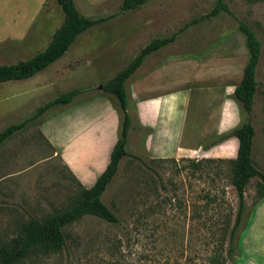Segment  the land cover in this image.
<instances>
[{"label": "rangeland", "instance_id": "obj_1", "mask_svg": "<svg viewBox=\"0 0 264 264\" xmlns=\"http://www.w3.org/2000/svg\"><path fill=\"white\" fill-rule=\"evenodd\" d=\"M121 1L74 0V3L82 15L96 18L117 12ZM215 1L152 0L91 27L76 38L60 60L66 67H76L77 72L66 74L69 77L49 89L46 98L78 87L91 96H106L100 86L114 71L124 68L151 40L167 37L184 24L207 14ZM45 2L52 6L45 7L43 15L37 14L45 20L43 31L44 41H47L62 23L63 12L55 0ZM225 2L229 13L220 12L179 32L174 42L152 54L149 63L155 66L171 56L167 72H171L172 87L179 81L188 82L190 86L183 91H191L195 100L198 98L204 103L208 98L201 90L216 88L212 80L219 75L223 78L221 88L224 86L227 98L232 100V91L242 77L248 58L244 35L237 27L239 21L245 22L261 43L255 72L252 160L264 173V0ZM23 6V0H0V38L25 29L23 20L29 17H23ZM12 51L10 39L0 40V63L23 59V46L10 55ZM87 51H95L93 65L88 68L85 67L86 57H90L89 54L85 57ZM104 63L108 64L103 68ZM182 72L190 78H181ZM197 73L205 78L202 85L195 82ZM30 108L22 106L17 115L1 119L0 130L28 116ZM238 111L242 123L247 116L239 106ZM138 158L122 159L115 177L101 196L102 202L118 217L117 223L85 215L62 228L66 244L61 250L48 255L36 251L19 264H163L173 261L204 264L216 243L222 237L227 239L234 219L237 195L230 182L229 161L232 159L183 157L153 161ZM51 172L44 177L39 173H23V187L17 180H8L14 187L0 188V246L12 247L30 218L42 222L70 207L78 198L79 186L75 180L61 168ZM258 182L257 177H252L245 187L243 218L235 233L232 257L236 253V238L245 224L244 215L257 200ZM225 245L226 242L224 248Z\"/></svg>", "mask_w": 264, "mask_h": 264}, {"label": "crops", "instance_id": "obj_2", "mask_svg": "<svg viewBox=\"0 0 264 264\" xmlns=\"http://www.w3.org/2000/svg\"><path fill=\"white\" fill-rule=\"evenodd\" d=\"M45 1L23 0V17H29L23 20L25 29L19 34L0 38L10 39L13 50L10 55L23 46L21 60H25L47 46L52 34L44 41L45 20L37 14L43 15L45 7L52 6ZM94 52H86L85 57L90 55L86 57V68L93 65ZM152 54L144 58L125 83L130 118L126 151L153 161L183 157L234 159L237 139L228 136L219 140L221 135L241 124L237 101L228 99L224 86L221 88L223 78L215 75L212 83L216 88L201 90V94L208 98L206 103L198 98L195 100L191 91H183L190 86L188 82L179 81L172 87V75L171 72L168 74L167 66L173 58L169 56L152 66L149 63ZM60 60L28 78L0 82V120L17 115L22 106L32 107L28 116L20 118L23 120L58 96L46 98L49 89L69 77L66 74L77 72L76 67H66ZM58 62L60 64L56 65ZM104 64L103 68L108 63ZM197 75L195 82L202 85L205 78L201 73ZM183 77L187 79L190 75L182 72ZM20 119L16 123L22 121ZM118 124L117 112L108 96H91L82 92L67 104L46 110L35 122L0 144V188L14 187L8 180H17L23 187V173H39L44 177L58 168L81 187H91L108 164L117 139ZM7 126H2L1 130ZM244 216L245 224L235 242L236 253L226 264H264V197L256 200Z\"/></svg>", "mask_w": 264, "mask_h": 264}, {"label": "trees", "instance_id": "obj_3", "mask_svg": "<svg viewBox=\"0 0 264 264\" xmlns=\"http://www.w3.org/2000/svg\"><path fill=\"white\" fill-rule=\"evenodd\" d=\"M55 1L63 12V21L53 32L47 46L31 58L18 60L11 64H0V82L22 80L42 71L61 58L76 38L86 30L103 24L123 12L133 10L152 0H122L117 12L96 18L82 15L76 8L74 0ZM220 12H230L225 0H216L213 8L207 14L184 24L177 32L164 38L151 40L139 50L124 68L117 71L101 85V91L112 100L119 119L117 139L110 152L106 168L98 175L94 184L89 188L81 187L76 181L79 186V195L70 207L53 213L42 222L30 218L21 233L15 237L12 247L0 246V264H19L36 251H40L43 255H48L61 250L66 244L62 228L78 221L85 215H92L114 224L118 222V217L102 202L101 196L115 177L122 158L130 156L131 158L139 159L126 151L130 118L127 113L125 83L145 57L174 42L179 32L184 31L191 25H196L203 19H210ZM237 27L244 35L248 58L243 68L242 77L234 87L232 94L241 112L246 114L247 118L230 132L219 137V140H224L228 136H234L238 142L236 156L229 161L231 169L230 182L236 191L237 207L227 239L222 237L216 243V246L207 255L204 264H226L232 257L235 233L240 227L243 218L245 205L243 195L245 187L252 177L259 179L255 189L256 199L264 197V173L255 166L252 160V147L255 138L253 110L257 85L255 72L261 53V43L254 31L245 22L239 21ZM84 91V89L76 88L59 94L54 99L36 108L29 117L5 127L0 131V144L16 131L35 122L46 110L56 105H65ZM163 264L181 263L173 261L164 262Z\"/></svg>", "mask_w": 264, "mask_h": 264}, {"label": "water", "instance_id": "obj_4", "mask_svg": "<svg viewBox=\"0 0 264 264\" xmlns=\"http://www.w3.org/2000/svg\"><path fill=\"white\" fill-rule=\"evenodd\" d=\"M101 87V86H100Z\"/></svg>", "mask_w": 264, "mask_h": 264}]
</instances>
